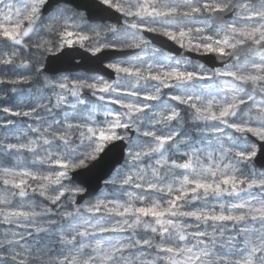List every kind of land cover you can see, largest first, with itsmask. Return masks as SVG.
<instances>
[{"label": "snow or ice", "instance_id": "1", "mask_svg": "<svg viewBox=\"0 0 264 264\" xmlns=\"http://www.w3.org/2000/svg\"><path fill=\"white\" fill-rule=\"evenodd\" d=\"M0 264H264V0H0Z\"/></svg>", "mask_w": 264, "mask_h": 264}]
</instances>
